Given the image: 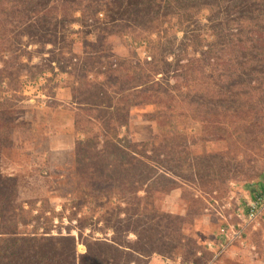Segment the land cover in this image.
Wrapping results in <instances>:
<instances>
[{
	"label": "rangeland",
	"instance_id": "obj_1",
	"mask_svg": "<svg viewBox=\"0 0 264 264\" xmlns=\"http://www.w3.org/2000/svg\"><path fill=\"white\" fill-rule=\"evenodd\" d=\"M99 3L0 0L2 263L264 264V0Z\"/></svg>",
	"mask_w": 264,
	"mask_h": 264
},
{
	"label": "trees",
	"instance_id": "obj_2",
	"mask_svg": "<svg viewBox=\"0 0 264 264\" xmlns=\"http://www.w3.org/2000/svg\"><path fill=\"white\" fill-rule=\"evenodd\" d=\"M100 1H102V0H94V1H92V0H86V2L88 3V5H87V7H86V9H93L94 10V8H95V5H96V2L98 3V5H101L99 2ZM68 4H69V2H68ZM88 12H84L83 13V17L85 18H88V19H91L94 23H98V21L95 19V14L94 13H92V14H88ZM255 46V45H254ZM247 49V48H246ZM242 51V49L240 50V52ZM236 56V58H235V61H234V63L236 64V65H240V62H241V60H242V58L244 57V56H240V55H235ZM244 58H247V57H244ZM194 62H195V60L194 61H192L189 65L190 66H193V64H194ZM188 65V64H187ZM186 65V66H187ZM241 66V65H240ZM229 87V86H228ZM227 87V88H228ZM229 102H233V100L230 98V97H227L225 100H224V103H229ZM223 103V104H224ZM203 108V107H202ZM230 109H232V107L230 108ZM210 113H212V111H209ZM236 112H239V113H242L243 112V109L240 107V109H237L236 110ZM229 113V112H228ZM202 113L201 112H196V113H194V115H193V117H198L199 115H201ZM204 115V114H203ZM209 115V114H208ZM207 115V113H206V116H208ZM214 116L215 115H217L216 114V111L214 112V114H213ZM205 116V117H206ZM2 123H0V126H2L1 125ZM0 129H1V127H0ZM86 130V128L84 129V131ZM87 131H89V129L87 128ZM105 132H102V134H104ZM91 138V137H90ZM89 138V139H90ZM93 138V137H92ZM92 145V143H90V146ZM15 190H16V184L14 183V180L12 181V178H5V179H0V218L1 219H4L5 217H7V218H10V220L11 219H14L15 217H17L19 214H20V216H22V215H25V213H22V212H20L19 214L16 212V207H15V205H14V203H15V201H14V199H15V197H16V195H15ZM19 207V206H18ZM20 208V207H19ZM21 211H23L24 212V210H23V207H22V210ZM2 225V224H1ZM3 226V225H2ZM5 231H6V236H8V237H4L3 238V240L0 242V243H6L10 248H9V250H12V249H14V246H12V245H14V243H19L17 240H15L14 238H15V233H14V231H12V230H10V229H5ZM136 232H138V234H140L141 233V231H136ZM9 234V235H8ZM177 242H180V238L176 235V236H172ZM172 240V241H170L169 243H168V245L167 246H170V244L171 245H175V240ZM10 244H12V245H10ZM19 245V244H18ZM6 245H3V249H4V251H6ZM5 257V259H6V261L7 262H11V258H12V255H8L6 252H2V250H1V245H0V264H4V263H2V261H3V258ZM184 257V256H183ZM186 258H187V256L184 258L185 260H186Z\"/></svg>",
	"mask_w": 264,
	"mask_h": 264
}]
</instances>
